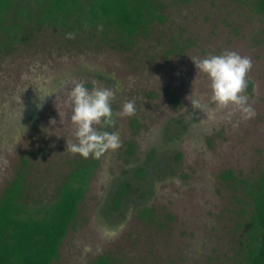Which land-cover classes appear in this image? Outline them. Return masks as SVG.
<instances>
[{
    "label": "rangeland",
    "instance_id": "obj_1",
    "mask_svg": "<svg viewBox=\"0 0 264 264\" xmlns=\"http://www.w3.org/2000/svg\"><path fill=\"white\" fill-rule=\"evenodd\" d=\"M157 2L164 20L132 44L111 29L104 37L22 19L19 38L0 52V195L24 173L29 207L46 206L77 163L96 160L52 264L99 256L115 264H241L250 213L244 181L264 172V16L254 0ZM226 51L252 60L243 93L251 119L237 111L229 120V109L213 121L191 107L203 97L216 108L191 58ZM77 82L112 89L114 114L135 102L134 116L97 126L120 142L99 159L66 151L67 140L75 142L68 94ZM140 167L143 178L135 176ZM227 170L234 178L222 177ZM119 185L130 189L114 210Z\"/></svg>",
    "mask_w": 264,
    "mask_h": 264
},
{
    "label": "trees",
    "instance_id": "obj_2",
    "mask_svg": "<svg viewBox=\"0 0 264 264\" xmlns=\"http://www.w3.org/2000/svg\"><path fill=\"white\" fill-rule=\"evenodd\" d=\"M0 0V52L19 36L22 19L41 24L58 25L78 31L115 32L116 39L132 44L136 36L149 31L154 21H163L157 0ZM254 11L264 16V0H254ZM102 26V27H101ZM100 29V30H98ZM123 42V43H124ZM137 125L133 124L135 128ZM135 130V129H134ZM132 144L128 152H131ZM96 160L79 162L60 185L53 200L40 208L29 207L24 197V173L18 174L0 195V264H52L58 256L59 246L77 216L86 186L93 173ZM147 170L135 171L143 178ZM222 177L234 178L227 170ZM244 181V180H243ZM246 183L250 213L242 245L241 264H264V172L255 182ZM129 185L127 183H121ZM114 210L121 207L122 198L129 192L120 189ZM145 208L140 215L150 213ZM242 212H246L244 207ZM92 264H115L109 256H99Z\"/></svg>",
    "mask_w": 264,
    "mask_h": 264
},
{
    "label": "clouds",
    "instance_id": "obj_3",
    "mask_svg": "<svg viewBox=\"0 0 264 264\" xmlns=\"http://www.w3.org/2000/svg\"><path fill=\"white\" fill-rule=\"evenodd\" d=\"M102 27V26H101ZM100 30V29H98ZM67 39H74L73 33L66 35ZM196 72L207 77L210 88L209 103L216 108L202 102L203 97L187 99L193 110L204 113L209 120H216L217 112H225V118L231 119L239 111L241 119L253 118L255 109L248 104V97L244 95L246 89V77L253 64L250 57L241 56L235 51H226L220 55H209L205 58H191ZM192 94V93H191ZM114 92L110 88L96 87L91 91L83 82H77L68 94V100L72 106L71 122L74 125L75 142L68 141L66 151L87 159L90 156L99 159L109 150L120 147L119 137L109 131H100L101 128L110 127L114 115L131 117L136 113L135 102L125 101L118 113H113L112 101Z\"/></svg>",
    "mask_w": 264,
    "mask_h": 264
}]
</instances>
